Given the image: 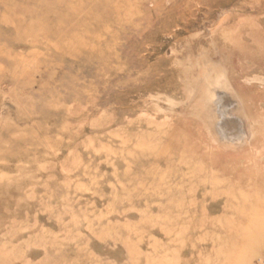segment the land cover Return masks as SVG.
<instances>
[{"label": "rangeland", "instance_id": "374dc122", "mask_svg": "<svg viewBox=\"0 0 264 264\" xmlns=\"http://www.w3.org/2000/svg\"><path fill=\"white\" fill-rule=\"evenodd\" d=\"M0 264H264V0H0Z\"/></svg>", "mask_w": 264, "mask_h": 264}, {"label": "bare ground", "instance_id": "6f19581e", "mask_svg": "<svg viewBox=\"0 0 264 264\" xmlns=\"http://www.w3.org/2000/svg\"><path fill=\"white\" fill-rule=\"evenodd\" d=\"M212 83H213V81H212ZM214 84H215V83H214ZM207 86H208V85H207ZM200 90H201V88H200ZM202 92H203V91H202ZM218 97H219V96H218ZM213 98H214V96H213ZM219 98H220V97H219ZM219 98H218V99H219ZM205 100H206V99H205ZM216 100H217V99H216ZM209 101H210V100H209ZM213 101H214V100H213ZM220 104H221V103H220ZM231 105H232V104H231ZM231 105H230V106H231ZM213 107H214V106H213ZM220 110H221V109H220ZM227 110H228V109H227ZM205 111H206V110H205ZM207 111H208V110H207ZM230 111H231V110H230ZM220 113H221V112H220ZM221 117H222V116H221ZM220 119H221V118H220ZM234 119H235V118H234ZM218 120H219V119H218ZM218 123H219V122H218ZM220 123H221V122H220ZM215 125H216V124H215ZM234 132H235V131H234ZM225 134H226V133H225ZM235 136H236V135H235Z\"/></svg>", "mask_w": 264, "mask_h": 264}]
</instances>
